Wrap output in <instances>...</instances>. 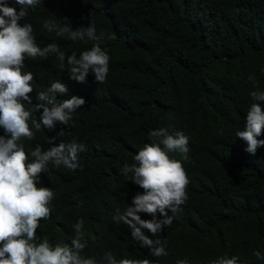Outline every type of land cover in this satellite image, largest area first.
Returning <instances> with one entry per match:
<instances>
[{"label": "trees", "instance_id": "16d2710c", "mask_svg": "<svg viewBox=\"0 0 264 264\" xmlns=\"http://www.w3.org/2000/svg\"><path fill=\"white\" fill-rule=\"evenodd\" d=\"M8 6L20 11L14 0ZM45 20L72 31L91 23L97 39L58 37L43 27ZM18 23L32 25L37 46L56 43L66 57L63 70L56 55L25 58L22 71L34 74L32 103L24 102L32 119L43 111L36 108L44 103L38 93L57 80L68 88L55 94L58 103L73 95L86 101L68 126L36 131L28 121L30 157L38 145L47 151L75 139L85 146L76 170L49 164L39 176L37 187L51 189L54 198L50 218L36 231L37 243L70 244L73 225L82 218L88 241L83 257L104 262L111 251L117 259L131 258L130 229L112 217L132 206L141 188L121 169L154 142L151 131L164 128L189 138V160L182 161L188 199L168 214L172 223L159 234L169 255L154 257L134 241V258L213 264L227 255L238 257L237 264H264L253 255L264 256V146L251 156L236 137L253 103L250 93L264 91V0H41ZM96 43L110 57L106 81L95 82L91 73L83 83L69 79L67 56L75 52L79 58ZM62 128L65 135H57ZM257 139L264 140V131ZM169 156L182 160L179 153ZM156 219L164 217L157 213Z\"/></svg>", "mask_w": 264, "mask_h": 264}, {"label": "clouds", "instance_id": "9594fccd", "mask_svg": "<svg viewBox=\"0 0 264 264\" xmlns=\"http://www.w3.org/2000/svg\"><path fill=\"white\" fill-rule=\"evenodd\" d=\"M14 2L20 6L19 12L8 6V0H0V264H151L148 259L134 258V241L141 248H147L154 257L168 256L166 241L159 234L172 223L168 214L179 211L188 199L186 187L189 179L182 161L189 160V138L180 131L170 135L164 128L151 131L149 136L154 142L145 144L134 156L135 162L126 163L121 169L122 176L141 188V194L133 197L132 206H127L123 212L116 209L112 217L116 224L130 229L127 251L131 258L117 259L111 251L105 253L104 262L95 257H83L81 253L88 241L82 218L73 225L70 244L52 246L47 239L36 242L40 221L50 218L52 209L49 205L54 198L51 189L37 187L40 174L48 171L49 164L55 168L63 166L70 171L76 170L79 167L78 153L84 151L85 146L75 139L60 142L47 151L38 145L32 151V157L29 156L28 145L33 131L28 121L32 119V113L25 109L24 102L32 103L30 93L33 92L34 74L22 71L24 60L26 57L35 60L56 55L59 68L63 70L66 57L56 43L43 48L37 46L32 25L20 26L18 23L28 15V9L34 8L41 0ZM43 27L48 32L55 31L58 37L67 33L72 41L97 39L95 26L91 23L86 29L72 31L67 25L45 20ZM66 61L70 66L69 79L83 83L91 73L95 82L106 81L110 57L99 43L82 51L79 58L73 52ZM249 80L255 82V77L249 76ZM67 93L68 88L59 80L53 82L47 91L38 93V100L44 103L36 106L37 110L43 109L39 120L32 119L36 131H53L57 125H69L73 113L86 101L75 95L59 103L56 101L55 94ZM250 96L253 103L247 111L243 130L237 131L236 137L246 143L245 151L255 156L257 149L264 146V140L257 139L264 131V91H252ZM57 135H65L64 128ZM55 141L56 136H53L48 143L51 145ZM169 153H179L182 160L172 159ZM138 213L148 214L153 219L142 220ZM157 213L164 219L157 220ZM143 230L153 238L146 236ZM253 255L258 260L264 259L259 251H254ZM237 261L238 257L225 255L213 264H237ZM177 264H187V261L179 260Z\"/></svg>", "mask_w": 264, "mask_h": 264}]
</instances>
